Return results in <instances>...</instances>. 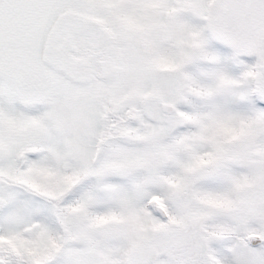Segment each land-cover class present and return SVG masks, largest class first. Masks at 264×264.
Returning <instances> with one entry per match:
<instances>
[{"label": "snow or ice", "instance_id": "6c2138e0", "mask_svg": "<svg viewBox=\"0 0 264 264\" xmlns=\"http://www.w3.org/2000/svg\"><path fill=\"white\" fill-rule=\"evenodd\" d=\"M0 264H264V0H0Z\"/></svg>", "mask_w": 264, "mask_h": 264}]
</instances>
